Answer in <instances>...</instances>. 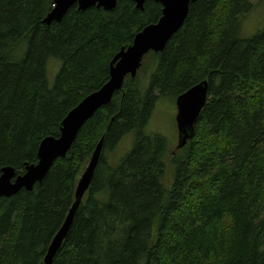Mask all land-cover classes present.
<instances>
[{
    "label": "trees",
    "instance_id": "16d2710c",
    "mask_svg": "<svg viewBox=\"0 0 264 264\" xmlns=\"http://www.w3.org/2000/svg\"><path fill=\"white\" fill-rule=\"evenodd\" d=\"M53 9L54 0H0V175L5 167L20 174L37 164L41 142L60 138L70 111L110 80L119 52L163 14L154 0L143 11L119 0L111 11L76 5L48 23ZM252 9L248 0L190 5L164 51L144 57L137 77H126L111 103L82 126L68 157L31 192L0 199V223L8 212L0 264H44L103 138L90 190L53 264H264V31L241 37ZM52 58L62 66L50 88ZM141 73L149 79L145 91ZM204 81L207 105L194 139L172 154L168 187L167 141L144 130L160 98L176 100ZM128 133H135L133 149L108 164L104 154ZM77 145L87 160L74 174L69 158L73 152L81 159ZM13 211L21 230H13Z\"/></svg>",
    "mask_w": 264,
    "mask_h": 264
},
{
    "label": "water",
    "instance_id": "95a60500",
    "mask_svg": "<svg viewBox=\"0 0 264 264\" xmlns=\"http://www.w3.org/2000/svg\"><path fill=\"white\" fill-rule=\"evenodd\" d=\"M137 8L144 9L148 0H132ZM163 6L162 18L156 24L143 29L134 38L133 44L125 51L123 49L114 59L110 70V80L100 90L85 98L76 109L72 110L63 121L60 138L47 137L40 144L38 157L40 164L29 165L26 174L17 175L12 167L2 169L0 175V199L9 198L21 189L32 190L35 183L41 182L53 165L57 157L65 156L82 126L91 119L99 110L107 106L116 92L122 90L126 77L135 78L143 65L144 57L151 51L163 52L170 39L183 26L189 13L190 5L198 0H154ZM54 9L46 21H61L67 12L78 5L80 10L92 7L113 10L117 7L118 0H54ZM119 62L117 63V61ZM209 93V82L204 81L177 98L176 106L179 142L177 150L185 147L193 138L196 122L204 109ZM104 138L99 143L91 157L89 165L80 179L76 191V202L65 221L64 226L49 247L44 264H53L55 256L61 249L69 230L72 226L77 208L82 203L85 193L91 187L97 170L102 151Z\"/></svg>",
    "mask_w": 264,
    "mask_h": 264
},
{
    "label": "rangeland",
    "instance_id": "374dc122",
    "mask_svg": "<svg viewBox=\"0 0 264 264\" xmlns=\"http://www.w3.org/2000/svg\"><path fill=\"white\" fill-rule=\"evenodd\" d=\"M148 1H151V0H148ZM248 1L253 5V9H252V11L249 14H247L245 21L243 20V22H242L241 37L242 38H245V39L246 38H250V37L258 34L261 31H264V0H248ZM143 10H141V11H143ZM107 11H111V10H107ZM161 18H162V16L160 17V19ZM159 20L157 22H159ZM157 22H155V24ZM127 49H125V51H127ZM118 62H119V60L117 61V63ZM47 63H48L47 64L48 65V68H47L48 77H47V79H48L49 87L52 88L54 86V84H55L56 76H57L58 72L60 71V68L62 66V63L59 60L55 59V58L49 59V61ZM129 77H131V76H129ZM145 79H146V76L141 73L140 74V80H145ZM148 81H149V79L147 78L143 82L142 91H145L147 89V87H148ZM208 99H209V96H208ZM208 99H207V102H208ZM207 102H206V105H207ZM206 105H205V107H206ZM205 107H204V109H205ZM76 108H74V109H76ZM204 109L202 110V112L204 111ZM177 114H178V110H177V107H176V100L175 99H173V98H160L157 101V103H156V105L154 107V110H153V114L151 115V118L149 120V123H148V125L146 126V128L144 130L146 135H157V136H161V137L165 138L166 141H167V144H166L167 150H166V156H165L166 168H167V177L165 179L166 180L165 184L168 187L172 185V182L174 180V170H173V166H172V162H171L172 154L174 152L175 153L176 152L177 153L178 152L180 153L181 152V149H182V148L179 149V150L176 149L177 148V145H178V142H179V132H178V126H177V120H176ZM198 123H199V118H198V120L196 122L195 132H194L193 138L191 140H193L194 137H195V133H196V129H197ZM75 142H76V140L72 144V147L75 144ZM134 142H135V133H130V134L128 133L119 142V144L113 150H111V151L107 152L106 154H104L105 157H106L107 163L109 162L108 164H111V165L118 164V162L120 160H122L125 156H127L131 152V150L134 147ZM72 147H71V149H72ZM75 149H77L75 154L78 155L79 158H81V159H77L76 161H74L75 158L72 157V155H74V153L72 152V154H71V156L69 158V161H70L69 169H71L74 174L76 172V169L75 168L79 167L83 162H85L87 160V159H85L86 156H87V151H83V150L79 149V145H77V147H75ZM70 150L68 151V153L70 152ZM39 151L40 150H38V153H39ZM68 153L65 156L57 157L56 159H54V161L52 162V164L54 165L55 162H56V160H58V159L65 158L68 155ZM88 163H89V161L86 163L84 169L82 170V172L79 175V178H78V181H77V187H78V183H79L80 179L82 178L83 174L85 173V171H86V169H87V167L89 165ZM39 164H40V159L38 157V162H37V164L35 166H37ZM52 166H51V168H52ZM50 169H49V171H50ZM171 170H172V175H171ZM26 171H27L26 169H23V171L20 172L19 175H22L24 173L26 174ZM41 182H37V183H41ZM37 183H35V185ZM35 185H34V187H35ZM34 187H33V189H34ZM23 189H25V188H23ZM25 190L28 191V192H31L32 191V190H28V189H25ZM35 192H36L35 198L36 199H39V197H40V191H39V189L36 188L35 189ZM75 201H76V194H75ZM79 207L77 208V210L79 209ZM67 209H69V206H68ZM5 211H6V213H5V215L3 216L2 220H1L0 226L2 224H4V221H6V217L8 216L7 215V213H8L7 210H5ZM58 211H59V209H58ZM64 212H63V210H60L59 211V215L62 214V213H64ZM76 213H77V211H76ZM17 219H18L17 220V223H15L16 217H15V211H13L12 214H11V223H12V227L15 226L14 229H13L15 231H17V229H20L21 230V227H20V221H21V219H19V216L17 217ZM56 229L57 228H55L52 231V233L55 232ZM1 236H4L3 233L0 235V237ZM54 239H55V237H54ZM54 239H53V241H54ZM44 243H46V242H44ZM43 248L44 247L35 248L34 249L35 250V252H34L35 255L34 256L39 255L40 254V251Z\"/></svg>",
    "mask_w": 264,
    "mask_h": 264
},
{
    "label": "bare ground",
    "instance_id": "6f19581e",
    "mask_svg": "<svg viewBox=\"0 0 264 264\" xmlns=\"http://www.w3.org/2000/svg\"><path fill=\"white\" fill-rule=\"evenodd\" d=\"M139 34V33H138ZM71 112V111H70Z\"/></svg>",
    "mask_w": 264,
    "mask_h": 264
}]
</instances>
